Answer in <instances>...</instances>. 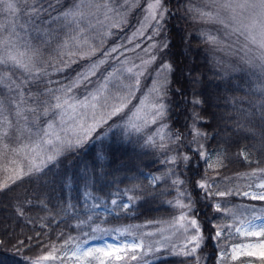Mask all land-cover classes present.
<instances>
[{
    "label": "snow or ice",
    "instance_id": "1",
    "mask_svg": "<svg viewBox=\"0 0 264 264\" xmlns=\"http://www.w3.org/2000/svg\"><path fill=\"white\" fill-rule=\"evenodd\" d=\"M141 3L142 0H74L70 7L53 15L57 6L63 8L62 0H0V13L9 17L6 24L0 23V171L6 174L0 192L23 177H35L37 188L15 205L16 215L31 224L25 206H40L51 214L52 204L57 211L50 223H57L56 217H60L73 227L67 219L70 217L76 221L74 227L86 237L80 241L69 234L59 246L49 242L48 255L31 264L55 260L58 257L53 253L61 249H67L63 256L73 264H159L162 258L173 257L180 258L178 264H203L206 258L201 249L206 240L215 242L214 255L219 264H229L244 249L255 247L230 243L235 236L264 237V223H256L264 220V215H256L250 206L234 205L232 200L264 201V167L260 166L264 151L260 160L241 153L245 161L257 165L241 174L240 179L250 181L246 185L233 186L231 178H215L219 176L217 170L226 167L225 160L230 159L221 147L218 124H212L220 119L211 111L218 107L219 97L208 91L211 83L205 87L206 77L195 67L189 44H185L182 55L190 67L170 58L167 35L169 20L183 10L194 21L217 23L229 36H236L238 41L243 38L241 60L258 67L260 72L257 86L250 89L249 95L258 93L259 99L249 101L248 108L241 106L240 98L225 97L224 103L236 115L232 131L238 136L255 135L250 123L258 117L264 126V0H198L202 6H190L189 0L175 8L170 0H143V7ZM136 8H140V13L131 34L103 51L102 56L91 59L103 48V40L114 35L112 29L127 26V17ZM245 13L249 23L240 20ZM21 14L27 19L18 24ZM42 14L48 19H42ZM53 22L54 27H41ZM199 37L202 43L218 48L223 44L208 30L201 31ZM184 39L187 41L188 36ZM84 59L89 63L74 77L53 78L55 73H63ZM222 64L213 58V67L219 69L213 75L221 81L237 71L230 65L221 67ZM149 78L151 83H147ZM138 92V103L132 104ZM174 113L178 128L169 126ZM151 125L157 127L148 131ZM110 133L113 139H119L125 152L133 154L131 164L102 171L112 165L100 164L105 159L100 156L85 164L82 171H54L65 163L61 158L79 156L90 142L108 138ZM145 155L163 167L156 172L145 171L136 159ZM118 173H124L128 182L122 189L117 183ZM109 177L115 185L109 196L111 215L135 216L145 203L164 206L172 215L146 221V225H159L146 232L139 230L143 226L110 229L102 226L104 218L94 222V217H99L96 208L103 206L108 211L104 196L97 194L95 186ZM76 183L82 186L84 208L71 194ZM245 208L253 213L250 218L245 215ZM82 211L88 214L81 217ZM201 211L207 219L200 218ZM39 227L48 225L41 223ZM112 232L128 239L106 243L103 248L83 246L89 239H102ZM64 236L63 229L56 233L57 239ZM29 241L44 243L41 233L36 232L24 239L17 237L14 247L19 251ZM4 244L0 239V247ZM260 247L264 262V244ZM244 254L256 255L250 250Z\"/></svg>",
    "mask_w": 264,
    "mask_h": 264
},
{
    "label": "trees",
    "instance_id": "2",
    "mask_svg": "<svg viewBox=\"0 0 264 264\" xmlns=\"http://www.w3.org/2000/svg\"><path fill=\"white\" fill-rule=\"evenodd\" d=\"M170 3L173 8L178 4H187V0H170ZM55 22L52 24H42L41 27H54ZM168 38L171 42L170 48V58L177 60L181 66H191L188 60L182 55V50L185 47V44L190 45L191 55L194 58L195 67L199 69L200 72L204 74L206 79L204 80V85L208 88V85L211 83L212 87L208 88L209 92H213L216 96L219 97L218 107L212 109L211 111L216 112L217 116L220 118L219 121H213V127H216L218 124V129L221 132V147L224 149L226 155L230 159L225 160L226 167L220 168L217 171L219 176H215L217 180H220L223 177L231 178L235 182V185L244 186L250 181L245 179H240L241 174L245 172H250L257 165L255 163L249 164L244 160L241 153H246L249 155L250 159L260 160L261 151H264V126L261 125L260 119L257 117L253 122L250 123L253 132L256 133H242L241 135H236L232 131L234 122L236 120L235 113L232 112L231 106L224 103L225 97H235L240 98V104L244 108L249 107V101H254L259 99V94L253 92L249 95L250 89H254L257 86V83L260 79V72L258 70L249 69L242 70L234 73H230L226 80H218L214 77V72L219 71L213 67V51L212 46L206 43H202L199 32L194 28V23L192 19L188 18L185 15V12L181 10L177 12L174 17H172L168 24ZM197 31V32H196ZM188 36L186 41L184 38ZM35 42V41H33ZM47 55V50H45ZM78 64L71 65L67 71L63 73H55L53 78L60 79L61 77H69L74 74L75 70L78 69ZM175 79V77H174ZM181 84L183 80L181 79ZM219 85V87H216ZM179 86V85H178ZM186 86V85H185ZM173 100L177 98L173 95ZM179 111V110H177ZM180 120L183 117H179ZM228 121V123H225ZM112 123V122H111ZM169 126L171 128H178L180 125L178 123L177 115L174 113L170 120ZM210 130V129H209ZM101 131V130H100ZM113 131H116L115 129ZM227 132V136H225ZM227 141V142H225ZM255 146V147H253ZM215 147V144H214ZM252 149V151H250ZM133 154L130 152H125L120 147L119 139H113L112 134H109L108 138H104L101 141H96L86 146V150L80 152L79 156H72L69 154L67 158H61L65 160V163L60 166L59 169L54 171L62 172L65 168H69L70 172L82 171L85 164H90L94 157L97 159L100 156H104V160H100L99 163L102 165H112L111 168L102 169L111 172L114 168L123 167L124 165L131 164L132 161L130 157ZM141 167L145 171L156 172L158 168H162V165H155V162L151 156L145 155L143 157L136 158ZM261 167H264V163L260 164ZM215 175V174H213ZM117 183L122 189L127 186V180L124 173H118ZM1 178V175H0ZM3 180L0 179V183ZM159 187V185H158ZM37 188V181L35 177H23L22 179L16 181L15 184H10V188L4 192H0V239L5 241V244L0 247V264H31L33 260L38 259L39 257L46 256L51 251L49 242L55 243L56 245H63L64 239L67 235H72L78 237L80 241L86 239L83 235L80 234V230L74 227L76 221L71 220L73 227H68L60 217H56L57 223H50L52 216L57 211L52 204H49V208L52 209V213L46 212L42 207L36 206H25L26 217L32 219V223L29 224L26 222L25 218L18 217L16 215L15 205L27 197L33 189ZM95 191L98 195L104 196V203L108 205V211L105 210L103 206L96 208L94 211L99 214V217H94V222H97L99 218L103 219V225L107 228H117V227H128V226H143L139 230L142 232L153 231L159 225L147 224L146 221L155 220L157 218H169L172 213L170 210L166 209L161 205H154L152 203H145L144 206L140 209L135 216L126 217L121 215L120 217H115L111 215V210L113 206L109 203L110 193L115 191V185L112 182V177H109L107 181L101 180L96 186ZM82 186L79 183H76L72 189L71 194L77 199L81 208L85 207V201L81 196ZM7 193V194H5ZM64 195V193H60ZM115 198V197H112ZM169 198H171L169 196ZM233 204L237 205H246L255 209L256 215H264V201L259 200H250L247 198H232ZM89 204L91 201L88 202ZM199 207V205H197ZM158 209V210H157ZM211 214V210H208ZM245 215L250 218L253 214L248 210V208L243 209ZM87 211H82L79 213L81 217L87 215ZM48 216V220H41V217ZM201 219H207L204 217V212L200 213ZM48 225L47 228H40L39 224ZM63 229L65 232L64 237L56 238V233ZM85 231L90 229L85 228ZM48 231V235H44V232ZM7 232V235L5 233ZM36 232L41 233V239L44 243L36 244L35 241H29L28 246L21 248L19 251L14 247L16 238L24 239L29 236L35 235ZM101 235V234H96ZM207 236L208 233L205 232ZM106 236L114 237L117 239H126V236H119L116 232H112L110 235H103V238ZM101 239H89L90 241H96ZM255 240V238H243L240 236H235L230 243H240L244 241ZM67 249H61L53 253V255L58 258L51 260L52 264H73L72 260H69L68 257L63 256V251ZM216 252L215 242L208 243L205 241L204 247L201 249V254L206 259L203 261V264H219L218 258L214 255ZM180 258H162L159 264H178ZM244 260L236 261L232 264H241ZM256 261V260H255ZM260 264L264 262L259 261ZM115 264H120V262H115Z\"/></svg>",
    "mask_w": 264,
    "mask_h": 264
},
{
    "label": "rangeland",
    "instance_id": "3",
    "mask_svg": "<svg viewBox=\"0 0 264 264\" xmlns=\"http://www.w3.org/2000/svg\"><path fill=\"white\" fill-rule=\"evenodd\" d=\"M73 2H74V0H62L63 8H61L60 6H57V12H54L52 14L57 15L58 12L63 11L64 9L70 7L73 4ZM188 3H189V0H187V4ZM143 6H144V4H143V0H142L141 7H143ZM190 6H202V5H200L198 3V0H191ZM45 7H46V5H45ZM139 13H140V8L134 9L132 12L129 13V15L127 17V26H123L122 28L112 29V32L114 33V35H111L108 38L103 40V48L101 49V51H98L96 56H93L91 59L94 60V59H97L98 57L102 56L103 51H106L108 48H110L116 44L121 43V41L124 40V38L126 36L130 35L133 25H135L137 23V17H138ZM8 19H9V17H8L7 13H0V23L6 24L8 22ZM26 19H27V17L23 16L21 14L19 19L17 20V23L18 24L24 23V21ZM42 19L47 20L48 19L47 15L42 14ZM240 20L243 23H249L250 22L247 13L243 14L240 17ZM192 21L194 23V28H196L199 33L203 30H208L209 32H212L215 35H217L219 37V39L221 41H223L222 46L219 48L211 45L212 51H213L212 58H218L219 60H221L223 62L221 67H223L225 65H230L231 67L237 69V71H234V72H238V71H242V70H249V69H254V70L259 71L258 67H253V66H251V65H249V64H247L241 60V57L244 55V53L240 51V48L245 43V41L243 40L242 37L238 41L236 36H234V35L229 36L226 33L223 26L219 25L217 23H204V22H201L199 20H196V21L192 20ZM37 23L39 24L40 21L37 20ZM18 31H20L21 35H23L22 30L18 29ZM150 31H151V29H149V32ZM143 46L146 47L147 45L145 44ZM129 47H131V45H129ZM137 51H139V50H137ZM254 54L255 53L253 52L250 55H254ZM126 55L132 56L134 54L133 53H126ZM88 63H89V60H87V59L78 60L77 63H75V64H78L77 65L78 69H77V71L75 70L72 77H74L77 72L81 71L83 69V66L88 64ZM157 63H159V61H157ZM255 63L258 64V61H256ZM72 65H74V64H72ZM71 67H69V68H71ZM104 67L107 68L108 65H105ZM153 67H155V65H153ZM69 68H66L64 70V72L67 71ZM234 72H231V73H234ZM92 79H95V77H93ZM147 83H151V78H149ZM139 98H140V93L138 92L136 94V99H134L132 101V104H137ZM131 107H132V105H129V108H131ZM114 119L118 120L119 118L117 117ZM111 122L112 121H109V123H111ZM156 127H157L156 125H151L149 127L148 131H153ZM101 131H103V129H101ZM0 163H3V162H0ZM9 167L11 168V165H9ZM0 175H1L0 179L4 181V179H6V174L3 171H0ZM256 223H258V224L264 223V220H257ZM240 237L246 238L244 236H240ZM248 238H255V240L244 241V242H240L237 244H251V245H255V247L252 249H244V252L239 254L238 259H236L234 261H230L229 264H232V263L239 261V260H244L241 264H260L259 261H261V257L259 254L262 251L260 245L264 244V237H262V236H249ZM126 239H128V238H126ZM119 240L120 239L110 237V236H106V237L102 238L101 240L90 241V242H88V244L83 245V246L84 247H100V248H103L106 243L117 244L119 242ZM249 250L254 251L256 253V255L248 256V255L244 254L245 252H247ZM102 258H104V257H102ZM42 264H52V263H51V260H47V261H43Z\"/></svg>",
    "mask_w": 264,
    "mask_h": 264
}]
</instances>
